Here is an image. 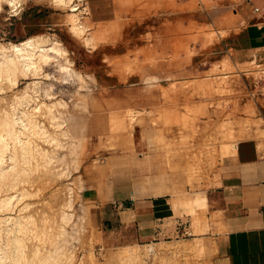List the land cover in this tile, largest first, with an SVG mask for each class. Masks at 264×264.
<instances>
[{
  "label": "rangeland",
  "instance_id": "obj_1",
  "mask_svg": "<svg viewBox=\"0 0 264 264\" xmlns=\"http://www.w3.org/2000/svg\"><path fill=\"white\" fill-rule=\"evenodd\" d=\"M6 1L0 3V44L47 36L64 51L37 75L0 76V107L11 109L28 87L49 105L34 115L47 135L29 130L50 157L30 158L37 166L28 185L12 184L9 172L0 176V199L30 189L0 217L9 215L11 225V217L25 222L26 212L35 214L39 233L26 240L31 264H197L199 257L210 263L202 257L207 251L196 253L198 259L192 251L200 240L126 241V231H112L103 208L83 191L105 198L119 179L151 176L176 194H194L218 173L223 153L264 124L251 96L264 86L261 68L242 75L231 64L203 71L206 64L194 62L196 46L217 38L211 25L192 16L208 0H23L18 10ZM61 208L71 213L66 223Z\"/></svg>",
  "mask_w": 264,
  "mask_h": 264
},
{
  "label": "crops",
  "instance_id": "obj_2",
  "mask_svg": "<svg viewBox=\"0 0 264 264\" xmlns=\"http://www.w3.org/2000/svg\"><path fill=\"white\" fill-rule=\"evenodd\" d=\"M192 16L217 33L212 42L196 46L194 62H204L203 71L218 62L219 68L231 64L242 75L252 74L254 66L264 72V0H208ZM251 96L264 119V86ZM223 154L218 173L191 196L176 194L150 176L140 182L119 179L105 198L94 189H85L83 197L103 208L112 231H126V241L200 240L207 264H264V124L253 126L233 152Z\"/></svg>",
  "mask_w": 264,
  "mask_h": 264
},
{
  "label": "bare ground",
  "instance_id": "obj_3",
  "mask_svg": "<svg viewBox=\"0 0 264 264\" xmlns=\"http://www.w3.org/2000/svg\"><path fill=\"white\" fill-rule=\"evenodd\" d=\"M2 1L3 0H0V3ZM7 1L11 5V7L18 10V7L21 5L23 0H7ZM54 1L63 4L64 2L67 3L66 1L68 0H54ZM69 5H72V4H69ZM74 14L76 13H73V15ZM78 25L79 24H77L76 27ZM76 27L75 29H77ZM79 29H81V27ZM36 37L37 38L30 36L29 38H27L25 41H22L21 43L0 44V76L3 71H6L8 76H11L15 72L30 73L33 75H37L41 73L43 64L48 63L51 59H54L52 57H54L55 55L62 54L63 47L61 45V42L58 39L50 38L47 36L46 37L36 36ZM61 67L64 69L66 66L62 64ZM68 73L70 72H67V74ZM20 93L21 94H19L20 96L18 98L15 97L16 101L14 102V104H12L13 106H11L12 107L11 109L9 108L7 109L6 107L4 108L2 106L0 107V166H1L0 176L2 174L7 175L8 173L6 172H9L11 174L10 176L7 175V177H10V182L12 184L18 185V183L19 182L21 183V180H22L26 185H28L29 182H32L30 181L32 177L31 173L34 170V168L37 166V164L35 166L34 164L33 165L31 164L32 159H34L36 155H40L41 158H44V159H48L50 157L49 151L45 149L46 147L45 148L43 147L44 145L40 146V144L36 140L37 137H35L36 134H43L44 137L47 135V130L44 128L41 122L37 121L36 119L37 116L35 115V113H37V110L40 109L42 106H45L48 109L49 105L45 101L41 100L37 95H35L34 90H30L29 87ZM15 96H18V95H15ZM34 115L36 116L35 118H34ZM55 117L53 115V118ZM30 126L36 129L38 128L41 131L39 133H36L35 136H33L34 134L33 132H31L32 128L29 130ZM36 131L38 130H35V132ZM20 156L22 157V159L20 160L21 161L23 160L22 164L21 163L18 164L17 162ZM7 157L10 160V164L6 163ZM30 158L32 159L30 160ZM5 165H7L9 169L5 168ZM42 177H45V176H42ZM10 186L12 188V185ZM21 189H24V188H21ZM13 190H16V188L15 189L13 188ZM29 190L30 189L27 186L25 187V190L19 191L15 194L14 193L8 194L9 193L8 192L7 195L1 197L0 199V210L6 211V210L12 209L11 206L15 204L18 197L28 195ZM68 207H70V205H68L67 208ZM61 210H58V211H61L58 215L60 220L63 221L65 218L67 217L69 218L71 213L66 210H63L62 208ZM25 214L29 216L27 220H25V222L21 218H19L18 217L19 215H18V216L10 218L11 225L7 224L9 215L7 217L6 216L0 217V264L1 263L4 264L6 262L8 264H31V260L28 258L27 249L28 248L32 249V245H27L26 240L35 238L39 232H38V229L35 230V227H34L35 219H36L35 214L33 212L32 213L26 212ZM63 222L66 223V221H63ZM62 228H64V226H62ZM60 230H61V227H60ZM11 240H14L15 242H17L16 245H14V248H11L9 245V242ZM153 245L151 244L148 245L147 250L149 252L155 253L156 255L157 251L155 249V246ZM205 249L206 248H204L203 243L197 242L194 245L192 251L195 257L198 259V257L196 256V253L204 252ZM129 257H136V255L131 252L129 254ZM196 262H197L196 260H193V261H189L186 264H196Z\"/></svg>",
  "mask_w": 264,
  "mask_h": 264
}]
</instances>
